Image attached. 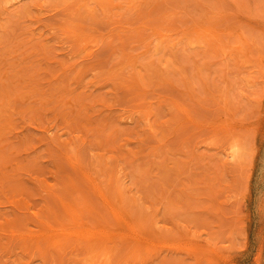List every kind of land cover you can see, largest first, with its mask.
Wrapping results in <instances>:
<instances>
[{
  "label": "rangeland",
  "instance_id": "rangeland-1",
  "mask_svg": "<svg viewBox=\"0 0 264 264\" xmlns=\"http://www.w3.org/2000/svg\"><path fill=\"white\" fill-rule=\"evenodd\" d=\"M0 264H264V0L0 1Z\"/></svg>",
  "mask_w": 264,
  "mask_h": 264
},
{
  "label": "bare ground",
  "instance_id": "bare-ground-1",
  "mask_svg": "<svg viewBox=\"0 0 264 264\" xmlns=\"http://www.w3.org/2000/svg\"><path fill=\"white\" fill-rule=\"evenodd\" d=\"M1 2H4V3H7V4H11V3H13V2H16V1H19V0H0ZM21 1V0H20ZM235 146V145H234ZM237 147V146H236ZM231 152H232V154H231V156L232 157H239L240 156V154H241V151H240V149H239V147H237V148H234L233 150H231ZM230 152V153H231ZM257 152L259 153L260 152V147H259V149L257 150ZM257 153V154H258ZM262 252V251H261ZM261 254V253H260ZM262 255V254H261ZM258 258H259V260L261 259V257L260 256H258ZM261 261V260H260ZM260 263V262H259Z\"/></svg>",
  "mask_w": 264,
  "mask_h": 264
}]
</instances>
